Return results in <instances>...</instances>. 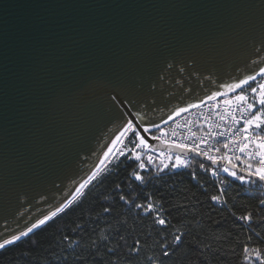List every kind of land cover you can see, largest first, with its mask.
I'll return each instance as SVG.
<instances>
[{"label": "water", "instance_id": "95a60500", "mask_svg": "<svg viewBox=\"0 0 264 264\" xmlns=\"http://www.w3.org/2000/svg\"><path fill=\"white\" fill-rule=\"evenodd\" d=\"M262 41L264 0H0V238L70 197L121 113L150 107L160 124L231 93L224 84L264 66ZM114 89L137 107H114Z\"/></svg>", "mask_w": 264, "mask_h": 264}, {"label": "trees", "instance_id": "16d2710c", "mask_svg": "<svg viewBox=\"0 0 264 264\" xmlns=\"http://www.w3.org/2000/svg\"><path fill=\"white\" fill-rule=\"evenodd\" d=\"M200 164L209 171L202 170ZM136 169V161L120 156L118 165L114 162L102 182L85 189L81 200L27 237L0 250V264H129L127 251L136 239H140L143 250L131 264H146V257L160 254L158 246L164 243L163 236L171 241L174 228L162 230L153 226L155 214L149 216L135 207L149 202L145 197L163 203L170 217L183 215L174 210L176 205H187L183 222L189 235L184 237V246L164 264H241L242 245L264 247V224L257 226L260 217H264V210L257 207L259 200L264 199L262 183H244L223 172L224 184L220 188L210 171L214 168L197 159L188 168L164 172L147 184L131 178ZM143 175L157 174L151 170ZM117 185L122 191H115ZM213 195H219L220 202L211 200ZM120 196L133 203H125ZM106 208L110 211L105 212ZM249 209L259 213L254 217L257 222L250 227L235 219ZM172 225L180 227L177 219H172ZM197 242L211 245L216 254L199 256L194 247Z\"/></svg>", "mask_w": 264, "mask_h": 264}, {"label": "snow or ice", "instance_id": "6c2138e0", "mask_svg": "<svg viewBox=\"0 0 264 264\" xmlns=\"http://www.w3.org/2000/svg\"><path fill=\"white\" fill-rule=\"evenodd\" d=\"M262 43H264V41H262ZM169 67H171V65H169ZM184 70L183 68L180 69L181 72ZM257 75L264 76V66L259 67L258 73L242 75L236 82L223 85L229 92L240 90V94L224 102L229 107H231L233 101L237 102L236 109L241 113L239 118H237L235 114H232L231 124L228 128L224 131L205 132L199 137L198 142L195 132H192V143H176L173 141L174 147L177 150L174 154V159L172 154L165 155L164 152H160L159 156L164 157L168 163H165L164 160H160V164L156 167L157 175L154 177H146L142 174L149 169V166H151L154 161L153 156L148 155L147 163H145L140 150L148 149L151 151L149 138L152 140L160 139V137L150 135L153 129L160 130V125L155 120L146 119L148 112L155 111V109L149 107L137 110L134 115L128 112V116L121 113L120 119L122 123L118 135L111 141L112 146H107V150L103 152V158L99 160V163L94 167L87 178L80 182L78 186L75 187L74 191L70 193V198H66L64 202L55 207L54 210H50L48 214H44L42 218L35 219L34 222L30 223V226H26V230H21L18 235L12 234L10 238H0L2 239V242H0V250L6 249L9 245L20 241L23 237H27L30 233H33L34 230L45 225L53 220V218L57 217L58 214L72 207L74 202L81 200L86 195L85 189L89 188L94 182H102L103 178L109 174L114 162L118 165L120 156H124L126 159H133L137 162V169L131 172V178L141 184H147L149 180L159 178L160 174L164 173L166 170L188 168L189 154L203 157L213 164L218 163L220 160H226L229 165L235 169L237 165L231 164L232 157L229 155L230 145H233L235 146L234 150H238L240 153L244 154L250 161L245 165L248 179L246 180L244 175H238L235 170L230 171L229 167L223 168V172L228 173L230 176L244 183H255L256 181L264 183V83H258L256 87H251L250 93L244 91L245 86H250V82H255L257 80ZM160 78L163 79V77ZM152 87L155 88L156 85L152 84ZM114 91L116 90L114 89ZM221 95H223L221 92L213 91L211 95L208 96V99L214 100ZM117 97H119V106H123L125 110H127L129 105L133 109L137 107L135 101L126 96H121L119 91H116V97L112 98L114 107L117 106ZM200 103H203V100H201ZM198 106V104L189 103L186 107L175 108L172 110L171 114L168 115V120H172L174 116H179L189 109ZM243 113H248V118H246ZM129 116L131 118H128ZM224 119L225 117L221 116V120ZM164 123H167V121H164ZM241 123L243 127H237ZM209 127L211 128V125H209ZM217 127L219 126L217 125ZM232 129H235V131ZM129 136L134 137V140L130 141L133 144L132 150L130 152L116 151V154L113 155L115 145ZM237 136L240 137L239 140L229 138ZM217 137L225 138L222 147H215L212 145V141ZM126 147L127 145H125V148ZM222 149L224 150L223 156L219 155ZM110 156L112 157L111 160L108 159ZM237 159H239V157H237ZM160 165H162V167ZM199 167L202 170L209 171L205 169L204 164H200ZM210 171L213 175L217 174L216 169H211ZM195 178V173H193V179ZM115 191H122L120 185L116 186ZM221 191H223V189H221ZM41 198L43 199V197ZM119 199L124 200L125 203L128 204L133 203V201L125 200L124 196H120ZM210 199L220 202L221 198L219 195H213ZM145 200L149 202L146 204H136L135 207L149 216H152L153 213L155 214L152 218L153 226H160L162 230H166L169 227L174 228V232L170 233L172 236L170 242L168 241L167 235L161 238L164 243L158 246L160 254L158 256L154 254L146 257V264H164V262L169 260L177 250L184 246V237L189 235L188 227L185 226L183 222V217L188 214L187 205H176L174 210L182 212L183 215L180 217H170L166 215L163 203L151 201L149 197H145ZM257 207L264 210V199L259 200ZM104 211L109 212L110 209L106 208ZM258 215L259 213L255 209H249L243 215L235 216V219L250 227L252 223L257 222L254 217ZM172 219H177L180 223V227L172 225ZM260 224H264V217H260L257 226ZM182 228L184 229L183 231L181 230ZM250 241L251 237H249V242ZM189 246L191 247V245ZM194 247L199 256H205L206 254L213 256L216 254L213 252L211 245L208 244L201 245L197 242ZM142 250L143 246L140 239L134 240L133 246L127 251L129 264H131L136 257L140 256ZM240 260L241 264H264V247H250L249 244L242 245ZM136 264H141V262L136 261ZM204 264H211V261H205Z\"/></svg>", "mask_w": 264, "mask_h": 264}, {"label": "built area", "instance_id": "2783aa9c", "mask_svg": "<svg viewBox=\"0 0 264 264\" xmlns=\"http://www.w3.org/2000/svg\"><path fill=\"white\" fill-rule=\"evenodd\" d=\"M240 94V90H236V92L227 93L224 95H221L220 97H217L214 100H207L201 104H199L198 107L189 109L187 112L182 113L179 116H174L172 120H167V123H160V130L153 129L151 132V136H157L160 137L158 141L165 145H172L173 141L176 143H192V132L196 133L197 142L199 137H201L205 132L208 131H224L226 128H228L231 124V115L235 114L237 118L241 116V113L236 109V103L233 101L231 107L226 105L224 102L226 100L231 99L235 95ZM243 115L248 118V113H243ZM221 116H224L225 119L221 120ZM211 125V128L209 127ZM217 125L219 127H217ZM237 127H243V124L241 123ZM235 131V129H232ZM175 133V135H174ZM230 139L239 140L240 137H229ZM125 145L127 147H123V152H130L133 148V144L130 142L131 140H134V137H127L124 139ZM225 142L224 137H217L212 141V145L215 147H222L223 143ZM128 143V144H126ZM149 144L151 146V151L148 149H141V153L144 158V162L147 163V156L152 155L154 163L149 166V169L145 172L153 170L155 174L157 165L160 164V160H164L165 163H168V161L164 158L159 156L160 152H164L165 155L172 154L174 159V154L176 152H172L170 150L164 149H155L150 141ZM235 146L230 145L229 149V155H231V163L237 164L241 167H245L247 163L250 161L247 159V157L240 153L238 150H234ZM221 156L224 155V150L222 149L220 154ZM239 157V159H237ZM189 159V166L196 160L193 156H188ZM223 162L228 163L226 160H220ZM137 163V162H136ZM162 167V165H160ZM225 168V167H223ZM223 168H219V172L215 175L217 178L218 183L220 184V188H222L224 184V180L222 178ZM182 169V168H179ZM177 169H169L168 171H174ZM143 174V173H142ZM222 184V186H221Z\"/></svg>", "mask_w": 264, "mask_h": 264}, {"label": "rangeland", "instance_id": "374dc122", "mask_svg": "<svg viewBox=\"0 0 264 264\" xmlns=\"http://www.w3.org/2000/svg\"><path fill=\"white\" fill-rule=\"evenodd\" d=\"M258 83H264V76L258 77L255 82H250V86H245L244 91L250 93L251 87H256ZM126 144H128V143H126ZM123 147H125V140L124 139L120 143H117L115 145L113 155L116 154V151H123ZM108 159L111 160L112 157L110 156Z\"/></svg>", "mask_w": 264, "mask_h": 264}, {"label": "bare ground", "instance_id": "6f19581e", "mask_svg": "<svg viewBox=\"0 0 264 264\" xmlns=\"http://www.w3.org/2000/svg\"><path fill=\"white\" fill-rule=\"evenodd\" d=\"M103 158V157H102ZM99 163V162H98ZM70 198V197H69Z\"/></svg>", "mask_w": 264, "mask_h": 264}]
</instances>
